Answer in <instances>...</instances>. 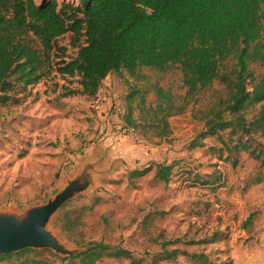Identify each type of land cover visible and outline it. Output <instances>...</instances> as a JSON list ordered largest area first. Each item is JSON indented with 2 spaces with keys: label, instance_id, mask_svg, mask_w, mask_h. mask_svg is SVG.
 <instances>
[{
  "label": "rangeland",
  "instance_id": "1",
  "mask_svg": "<svg viewBox=\"0 0 264 264\" xmlns=\"http://www.w3.org/2000/svg\"><path fill=\"white\" fill-rule=\"evenodd\" d=\"M70 37L67 32L57 39L66 49L60 56L67 60L77 51ZM143 72L176 97L185 93L177 66ZM101 86L110 95L94 109L91 97L68 93L80 88L78 76L54 71L21 93L19 103L0 106V209L22 211L45 203L86 163H95L93 184L71 198L49 223L68 247L101 240L130 250L140 264H151L164 241L176 240L164 248L180 253L158 264H198L182 252H203L214 264H264L262 157L235 149L236 136L228 153L216 135L202 137V122L192 118V110L213 102L214 90L223 86L215 81L194 105L171 116V132L162 138L141 119L146 116L144 106L156 103L146 81L123 71L108 75ZM135 89L140 91L132 95ZM129 108L135 121L128 125L135 128L134 135L124 130ZM221 134L228 140V130ZM249 143L262 150V137L254 135ZM155 163L173 164L168 182L154 177ZM150 165L145 175L130 176L132 170ZM66 209L81 210L70 235L56 220ZM42 257L62 264L48 252ZM95 264L136 263L103 257Z\"/></svg>",
  "mask_w": 264,
  "mask_h": 264
},
{
  "label": "trees",
  "instance_id": "2",
  "mask_svg": "<svg viewBox=\"0 0 264 264\" xmlns=\"http://www.w3.org/2000/svg\"><path fill=\"white\" fill-rule=\"evenodd\" d=\"M67 32L77 49L68 60L60 56L66 49L57 44ZM254 65L264 69V0H0V106L19 103L21 93L54 71L78 76L80 88L68 93L92 99L108 75L125 71L134 80L146 81L153 91L156 103L144 106L146 116L141 119L162 138L171 132L169 118L194 105L198 95L217 81L223 88L214 90L213 102L192 110V118L203 124L202 137L216 135L230 153L229 144L236 136L235 149L262 157L264 163V73H257ZM173 66L180 70L185 88L178 97L150 82L143 72L144 68L165 72ZM134 121L129 108L127 125ZM225 130L228 140L222 138ZM254 135L262 137V150L249 143ZM172 169L173 164L155 163L154 177L166 183ZM151 170V165L132 170L130 176ZM80 213L66 209L56 220L70 235L77 229ZM174 242L164 241L151 264L175 258L180 253L177 248H164ZM82 247L83 252L67 257L28 248L0 254V264L11 260L55 264L42 257L44 252L62 264H95L103 257L141 262L130 250L101 240ZM181 254L198 264H214L203 252Z\"/></svg>",
  "mask_w": 264,
  "mask_h": 264
},
{
  "label": "water",
  "instance_id": "3",
  "mask_svg": "<svg viewBox=\"0 0 264 264\" xmlns=\"http://www.w3.org/2000/svg\"><path fill=\"white\" fill-rule=\"evenodd\" d=\"M95 166V163H86L45 203L22 211L0 209V254L28 248L47 249L60 257L83 252L85 247L72 249L63 243L49 228V223L71 198L93 184Z\"/></svg>",
  "mask_w": 264,
  "mask_h": 264
},
{
  "label": "built area",
  "instance_id": "4",
  "mask_svg": "<svg viewBox=\"0 0 264 264\" xmlns=\"http://www.w3.org/2000/svg\"><path fill=\"white\" fill-rule=\"evenodd\" d=\"M109 95H110V91L103 90L102 86L100 85L98 91L96 92L94 98L92 99L91 107L94 109H99L103 104V102L109 98ZM124 130L132 135L135 134V128L127 124H125Z\"/></svg>",
  "mask_w": 264,
  "mask_h": 264
}]
</instances>
